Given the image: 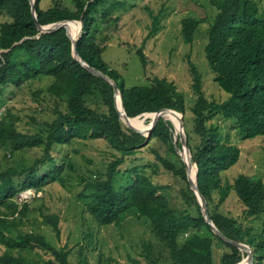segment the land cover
<instances>
[{"label":"trees","instance_id":"1","mask_svg":"<svg viewBox=\"0 0 264 264\" xmlns=\"http://www.w3.org/2000/svg\"><path fill=\"white\" fill-rule=\"evenodd\" d=\"M40 1L34 0L32 10L30 0H0V14L10 17L0 21V94L8 85L18 87L30 78L52 75L48 91L57 98L55 117L45 120L38 131L19 129V116L9 108L0 114L1 146L11 153L31 147L41 149V154L30 165H10L0 170V243L7 248H39L50 256L39 263L23 254L4 250L0 253V264H69L66 246H55L42 233L23 232L18 228L30 207L26 202L19 205L13 196L21 189L40 190L52 181L63 182L60 174L65 165L55 162L53 146L86 138H104L116 151L103 173L80 179L83 188L78 196L94 221L100 225L118 223L127 212L146 217L152 235L168 249L171 264H216L213 252L217 240L226 247L217 264L244 260L247 250L219 237L205 220L189 187L184 162L171 142L169 120L159 117L148 137L128 124L125 127L123 123L129 122L115 107L112 83L73 55L72 39L66 28L58 26L40 31L38 26L60 20H81L82 26L76 34L79 56L117 84L123 109L135 118L137 125H149L143 122L142 115L164 107L184 112L183 91L173 80L157 75L147 84L126 86L120 72L102 58L103 45L95 42L92 35L97 14L107 18L114 9L124 7L127 0H54L46 7L41 6ZM209 2L216 7V13L207 27L204 53L214 81L228 95L222 100L208 98L200 70L187 59L190 86L196 95L190 107L192 129L198 136V142L192 144L184 126L187 145L197 168L196 183L206 200L211 220L227 237L248 244L254 261L260 264L264 259V233L255 232L251 225H243L218 208L232 189L244 206L243 215L259 217L264 213V180L257 174L243 172L235 175L232 182L222 177L221 172L238 160L240 148L228 141L229 137L209 120L216 114L232 119L242 138L264 134V8L257 0ZM152 17L149 34L157 29V16ZM204 20V17L192 16L181 19L185 42L193 40L198 24ZM72 30L77 31L76 25ZM136 53L145 66V53L141 48ZM9 91L14 93L13 88ZM91 99L97 101L101 110L90 104ZM174 128L178 131L175 125ZM151 138L167 144L177 155V161L152 149L155 154L152 161L131 162L122 168L127 160L137 157L135 154ZM160 165L186 182L188 190L181 189V196L185 202L195 205V212L177 210L170 205L162 192L166 185L153 180ZM214 193L218 195L216 201ZM43 221L59 235L56 213L44 214ZM14 227H17L15 233ZM146 248L150 250L149 243ZM144 258L158 264L149 253ZM79 264H87L83 255Z\"/></svg>","mask_w":264,"mask_h":264},{"label":"rangeland","instance_id":"2","mask_svg":"<svg viewBox=\"0 0 264 264\" xmlns=\"http://www.w3.org/2000/svg\"><path fill=\"white\" fill-rule=\"evenodd\" d=\"M53 1L41 0L40 4L46 7ZM257 1L264 8V0ZM215 13L216 7L209 0H127L124 7L114 9L107 18L97 14L98 19L92 30L95 42L103 45L102 58L120 72L126 86L147 84L154 75H157L173 80L177 88L183 91L185 111L176 110L175 113L182 114L192 144L198 142V136L192 129L190 110L196 95L190 86L191 73L187 59L190 58L200 70L203 88L208 98L222 100L228 95L214 81V73L204 53L207 27ZM154 14L157 16V29L149 34ZM185 16L206 19L198 24L191 42H185L181 34V19ZM8 19L10 17L6 14H0V21ZM74 25L78 29L80 21H73L72 26ZM138 48H141L146 55L145 66L136 53ZM52 80V75H41L24 81L18 87L8 85L4 93L0 94V114L4 109L9 108L19 116L17 122L19 129L27 132L42 129L45 120L55 117L54 107L57 98L48 91V85ZM11 88L14 89V93L9 91ZM94 100L91 99L90 104L101 110L102 107ZM59 104L64 109L63 103ZM152 115L153 113L142 115L143 122L150 123ZM167 119L172 124L171 142L174 148L176 146L182 153L179 129L177 131L174 128L175 124L170 117ZM209 122L216 123L221 133L229 137L228 141L240 148L238 160L221 172L222 177L232 182L235 175L243 172L257 174L264 180V134L242 138L234 121L221 114H216ZM127 124L123 123L125 127L129 125ZM138 126L142 130L148 127V125ZM145 143L135 154L137 157L127 160L121 165L122 168L127 167L131 162V164H141L148 160L152 161L155 158L152 149H157L166 158L177 161V155L167 144L156 138H151ZM51 152L56 163L62 162L65 165L60 174L63 182L52 181L40 190L21 189L13 196L19 205L26 202L30 207L18 225L21 231L33 230L44 234L55 246H66L69 249V264H79L80 255L85 257L87 264H152L144 258L147 253L158 264H171L168 249L152 235L146 217H137L127 212L118 223L100 225L85 210L84 201L78 196L83 188V181L80 179L95 177L98 172L105 171L109 160L116 153L107 140L73 139L69 143L55 144ZM40 154L41 149L38 147L11 153L0 145V170L10 165L18 167L30 165ZM189 156L191 158L190 150ZM120 180L123 181L122 178ZM153 180L166 185L162 192L167 196L172 207L195 212V205L185 202L181 196L180 190H188V188L186 182L179 176L173 175L160 165L158 173L153 175ZM213 196L216 201L217 193ZM243 207L236 193L231 189L218 209L224 214L235 217L243 225H251L255 232L264 233V213L259 217L244 216ZM46 213L58 215L59 235L55 234L50 224L43 221V215ZM16 228H13L14 233L17 232ZM147 243L150 244V250L146 248ZM215 243L217 244L214 245L213 257L218 263L220 254L226 247L218 240ZM4 250L12 254H23L39 263L50 256L39 248H7L0 243V253ZM260 264H264V259Z\"/></svg>","mask_w":264,"mask_h":264},{"label":"water","instance_id":"3","mask_svg":"<svg viewBox=\"0 0 264 264\" xmlns=\"http://www.w3.org/2000/svg\"><path fill=\"white\" fill-rule=\"evenodd\" d=\"M30 2H31V5H32V10H33L34 0H30ZM72 20H74V19H72ZM69 21H70V19L69 20H60V21L50 22V23H46V24H38V26H39L40 31H43V30H46V29H49V28H55V27H58V26H64L66 28V31H67L68 35L72 39V53H73V55L76 58H78V60L83 65H85L88 69H90L91 71L95 72L96 74L101 75L102 77H104L105 79H107L108 81H110L112 83L113 91H114L115 107L119 111L120 116L123 117V119L125 121L128 120L130 117H133V116L127 115L125 113L124 109H123V106H122V103H121V100H120L119 89L117 87V84L111 78H109L107 75L102 73L100 70H98V69H96V68H94L92 66H89L79 56L78 51L76 49V34L73 35V31L71 30V27H69V24H68ZM79 21H80V28H81L82 23H81V20H79ZM167 110H172L173 112H177L176 110H174L172 108H167V107H164V108L159 109L158 111H155L153 113L152 119L150 120V123H149V125H148L146 130H142V129L138 128L137 126H134V125H132L130 123H128V124H129V126L133 127L134 129H136V130H138L140 132H143V133L146 132V137H148L152 127L155 125V123H156V121L158 120L159 117H163L164 119H167V116L165 114L167 112ZM176 114H178V113H176ZM177 118L179 119V133H180V137H181V141H182L181 150L182 151H187L189 153V147L187 145V136H186L184 125H183L182 114H178ZM175 151L180 155L181 159L184 162V166H185V170H186V176H187V180H188L189 186L192 189V191L194 192V194L196 196V199H197V201H198V203L200 205L201 211H202V213H203V215L205 217V220L209 223L211 229L219 237H221L225 241L234 243L237 246L246 249L247 250V254L245 255L244 259L248 261V264H256V261H254V259H253L252 250H251V248H250V246L248 244H246L244 242L236 241V240H233V239L227 237L226 235L223 234V232L221 230H219L215 226V224L213 223V221L211 220V218H210V216L208 214L207 207H206V200H205L204 196L201 194V192L199 191L197 183H196V180H197V178H196L197 168H196L195 162H194V166H195L194 175H191L190 163L188 162V160L186 158L183 157L182 153L177 150L176 146H175ZM240 261L236 262L235 264H238Z\"/></svg>","mask_w":264,"mask_h":264},{"label":"bare ground","instance_id":"4","mask_svg":"<svg viewBox=\"0 0 264 264\" xmlns=\"http://www.w3.org/2000/svg\"><path fill=\"white\" fill-rule=\"evenodd\" d=\"M75 22V21H74ZM69 24V27H71V30H72V24H73V21H69L68 22ZM79 29H80V25L77 29V31H73V35L77 34L79 32ZM166 116L169 118L170 117V120H172V122L175 124V126L179 129V120L178 118H176V113L173 112L172 110H167V112L165 113ZM130 124L134 125V126H137L139 127L135 121H134V117H130L128 120H127ZM182 155L184 158H186L188 160V162L190 163V166H191V175H194V171H195V167H194V162L191 160L190 156H189V153L187 151H183L182 152ZM239 264H248V261L247 260H242Z\"/></svg>","mask_w":264,"mask_h":264}]
</instances>
